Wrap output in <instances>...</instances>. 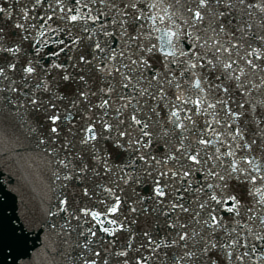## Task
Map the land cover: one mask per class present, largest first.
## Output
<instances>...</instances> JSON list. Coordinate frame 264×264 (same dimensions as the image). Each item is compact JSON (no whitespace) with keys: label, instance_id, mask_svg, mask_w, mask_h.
<instances>
[{"label":"snow or ice","instance_id":"1","mask_svg":"<svg viewBox=\"0 0 264 264\" xmlns=\"http://www.w3.org/2000/svg\"><path fill=\"white\" fill-rule=\"evenodd\" d=\"M0 264H264V0H0Z\"/></svg>","mask_w":264,"mask_h":264}]
</instances>
